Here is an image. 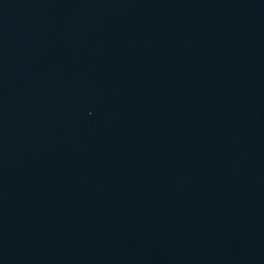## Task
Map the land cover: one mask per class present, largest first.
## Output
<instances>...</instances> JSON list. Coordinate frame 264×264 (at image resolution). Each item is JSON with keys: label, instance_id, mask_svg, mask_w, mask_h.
Segmentation results:
<instances>
[{"label": "water", "instance_id": "water-1", "mask_svg": "<svg viewBox=\"0 0 264 264\" xmlns=\"http://www.w3.org/2000/svg\"><path fill=\"white\" fill-rule=\"evenodd\" d=\"M0 264H264V0H0Z\"/></svg>", "mask_w": 264, "mask_h": 264}]
</instances>
